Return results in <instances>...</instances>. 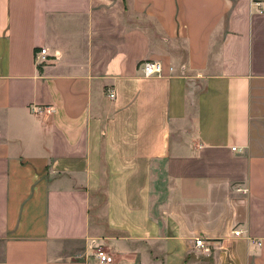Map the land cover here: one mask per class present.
I'll return each instance as SVG.
<instances>
[{
	"label": "crops",
	"instance_id": "crops-1",
	"mask_svg": "<svg viewBox=\"0 0 264 264\" xmlns=\"http://www.w3.org/2000/svg\"><path fill=\"white\" fill-rule=\"evenodd\" d=\"M261 6L0 0V264H264Z\"/></svg>",
	"mask_w": 264,
	"mask_h": 264
},
{
	"label": "built area",
	"instance_id": "built-area-1",
	"mask_svg": "<svg viewBox=\"0 0 264 264\" xmlns=\"http://www.w3.org/2000/svg\"><path fill=\"white\" fill-rule=\"evenodd\" d=\"M257 5H261V4L257 3ZM261 7L264 11V6H261ZM45 55H46V50H44V49L39 54H37V56H36L37 64L38 63L42 64V63L47 61L45 58ZM40 57H42V61H40ZM140 68L142 69L144 76L147 78L155 77V76H161L163 73L162 64L160 62H157V61L145 62L140 66ZM110 97L114 98L115 95L112 93V94H110ZM33 112L35 114H37V113L41 112V108H36V109H34ZM240 233H241L240 231H236L235 235L239 236ZM195 246H196V248H199V249L208 250L207 243L203 239H196L195 240ZM96 258L101 264H107L110 262V258L107 255V253L101 249L97 250Z\"/></svg>",
	"mask_w": 264,
	"mask_h": 264
}]
</instances>
